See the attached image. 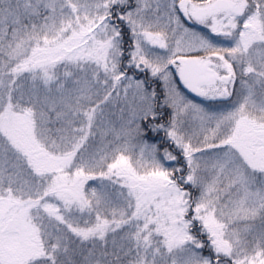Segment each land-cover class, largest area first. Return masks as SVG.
Masks as SVG:
<instances>
[{
  "label": "snow or ice",
  "instance_id": "snow-or-ice-1",
  "mask_svg": "<svg viewBox=\"0 0 264 264\" xmlns=\"http://www.w3.org/2000/svg\"><path fill=\"white\" fill-rule=\"evenodd\" d=\"M0 264H264V0H0Z\"/></svg>",
  "mask_w": 264,
  "mask_h": 264
},
{
  "label": "rangeland",
  "instance_id": "rangeland-1",
  "mask_svg": "<svg viewBox=\"0 0 264 264\" xmlns=\"http://www.w3.org/2000/svg\"><path fill=\"white\" fill-rule=\"evenodd\" d=\"M194 27H197V28H198L199 26H194ZM216 40H217L222 46H227V44H228V42H227V41H224L223 38H219V37H217ZM189 98L195 100L196 102H202V101L200 100L199 97H198V98H192V97L189 96ZM202 103H205L206 105L209 104V102H202ZM217 103H219V102H214V103L211 104V106H212V107H215Z\"/></svg>",
  "mask_w": 264,
  "mask_h": 264
},
{
  "label": "water",
  "instance_id": "water-1",
  "mask_svg": "<svg viewBox=\"0 0 264 264\" xmlns=\"http://www.w3.org/2000/svg\"><path fill=\"white\" fill-rule=\"evenodd\" d=\"M185 91H187V90H185ZM189 95H191V96H193V97H195L193 94H191V93H188Z\"/></svg>",
  "mask_w": 264,
  "mask_h": 264
}]
</instances>
